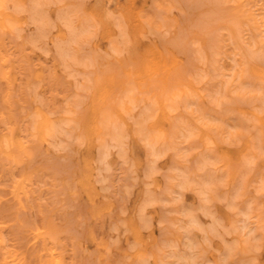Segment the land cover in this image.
I'll return each mask as SVG.
<instances>
[{
  "label": "rangeland",
  "instance_id": "rangeland-1",
  "mask_svg": "<svg viewBox=\"0 0 264 264\" xmlns=\"http://www.w3.org/2000/svg\"><path fill=\"white\" fill-rule=\"evenodd\" d=\"M0 264H264V0H0Z\"/></svg>",
  "mask_w": 264,
  "mask_h": 264
}]
</instances>
